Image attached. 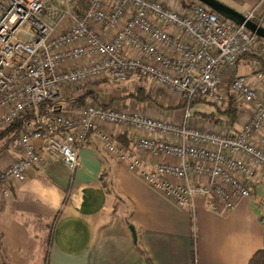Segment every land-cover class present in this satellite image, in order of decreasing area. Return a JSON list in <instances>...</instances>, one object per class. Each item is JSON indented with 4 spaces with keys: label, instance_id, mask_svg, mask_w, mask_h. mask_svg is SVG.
I'll return each mask as SVG.
<instances>
[{
    "label": "built area",
    "instance_id": "obj_1",
    "mask_svg": "<svg viewBox=\"0 0 264 264\" xmlns=\"http://www.w3.org/2000/svg\"><path fill=\"white\" fill-rule=\"evenodd\" d=\"M245 53L260 57L256 82L238 72ZM105 79L149 82L164 102L181 100L180 118L74 101ZM202 99L241 101L245 120L204 126L192 111ZM26 114L0 168V197L48 159L74 171L94 137L192 215L198 199L226 213L261 187L264 221V39L196 0H0V134ZM107 125L130 129L133 149ZM141 151L157 158L153 167Z\"/></svg>",
    "mask_w": 264,
    "mask_h": 264
},
{
    "label": "crops",
    "instance_id": "obj_2",
    "mask_svg": "<svg viewBox=\"0 0 264 264\" xmlns=\"http://www.w3.org/2000/svg\"><path fill=\"white\" fill-rule=\"evenodd\" d=\"M217 1L242 15L253 12V22L264 28V0ZM254 62L253 57H242L238 72L249 73L256 82L249 68ZM176 101L170 105L181 103ZM121 104L153 116L179 119L181 114L180 108L137 103L130 97ZM196 106L193 112L201 110ZM246 113V108L239 109L238 121ZM194 119L208 127L213 122ZM106 129L133 149L130 129ZM140 155L148 168L157 162L150 153ZM12 156L9 146L0 149V168ZM79 161L71 171L48 159L28 169L24 179L0 197L1 263L248 264L264 249V221L257 204L261 187L226 213L214 212L206 200L198 199L192 215L109 155L94 137L80 148Z\"/></svg>",
    "mask_w": 264,
    "mask_h": 264
},
{
    "label": "trees",
    "instance_id": "obj_3",
    "mask_svg": "<svg viewBox=\"0 0 264 264\" xmlns=\"http://www.w3.org/2000/svg\"><path fill=\"white\" fill-rule=\"evenodd\" d=\"M220 17V16H219ZM244 58H250L253 57L255 59H260L257 55H254L252 53H245L243 55ZM128 97L132 98L137 103H143V102H154L153 97L151 94L147 91V89L144 86L137 87L136 91L132 94H129ZM87 98H91L94 101H97L94 94L91 91L86 92L84 95L78 96L75 98L74 101L78 102L79 104H84L86 102ZM206 99H202L200 101H197L195 103L205 102ZM193 103L192 106L195 104ZM111 103L106 104L105 106H109ZM45 106V105H44ZM183 106V103H179L171 108H181ZM218 113L221 114L224 117V122L228 126H232L238 117V108L231 100L227 101L226 105H223L220 108L218 107ZM215 112H205V111H194L193 116L197 117L199 119L207 120V121H214L216 117ZM30 118L29 114H26L24 118L17 120L15 123L7 127L1 134L0 139H4V145L0 147V149H4L9 146L10 142L14 139L16 134L18 133L21 125L24 123V121L28 120ZM248 264H264V249H260L256 251L250 258Z\"/></svg>",
    "mask_w": 264,
    "mask_h": 264
},
{
    "label": "rangeland",
    "instance_id": "obj_4",
    "mask_svg": "<svg viewBox=\"0 0 264 264\" xmlns=\"http://www.w3.org/2000/svg\"><path fill=\"white\" fill-rule=\"evenodd\" d=\"M184 2L185 1H182V3H184ZM252 16H253V19H254V15H252ZM254 67H255V64H251V67H249L251 74H254L252 72ZM140 86H144L147 89V91L151 94V96L153 97L154 102L156 104L162 105V107L165 108V109H172L171 106H173V105H170V104L164 102L161 99V94L156 92V90H153L152 87L150 86L149 82H147V81L144 82V83L143 82H141V83L140 82H135V81H129V82H123L122 83V82L112 81L111 79H105V80H103L101 82H98L97 84L92 85V87H90V89H88L86 92L91 91L94 94L95 97L97 96L99 99L102 100V103H107L108 104V103L112 102V104L119 103L121 106H123L121 104V102L125 98H127L129 94L134 93L136 91L137 87H140ZM90 100H93V99L87 98L85 103L90 102ZM231 101L239 109H243V108L246 107V105H244L241 101H239V102H235L233 100H231ZM194 105L195 106L197 105L196 107L201 109L199 111L215 112V113H217L216 114L217 118H221V119L224 120V117L221 114L218 113V107L220 108V106L217 105V103L215 101L210 99V100H207L205 102L195 103ZM192 109H193V107H192ZM240 116L241 115H239L238 118ZM241 120L244 121L245 118L244 119L240 118V120L238 121V124L236 126L237 128L240 127L239 124L241 123L240 122ZM225 126H227V124L224 122V127ZM2 140L3 141L0 142V147H2L4 145V141L5 140L4 139H2ZM10 143H12V142H10ZM9 149H10V147H9ZM0 257H1V259H3L4 258V254L1 253ZM1 259H0V264H3V263H1L2 262Z\"/></svg>",
    "mask_w": 264,
    "mask_h": 264
},
{
    "label": "water",
    "instance_id": "obj_5",
    "mask_svg": "<svg viewBox=\"0 0 264 264\" xmlns=\"http://www.w3.org/2000/svg\"><path fill=\"white\" fill-rule=\"evenodd\" d=\"M199 3L209 7L214 13L219 15L220 17L236 24L244 26L250 32L255 34L256 36H260L264 39V28L257 25L255 22L247 20L244 15L239 14L233 9L225 6L224 4L218 2L217 0H196ZM133 231V228L130 227Z\"/></svg>",
    "mask_w": 264,
    "mask_h": 264
}]
</instances>
